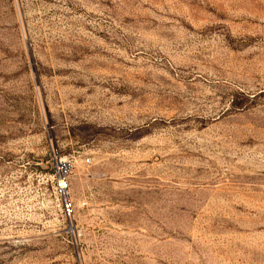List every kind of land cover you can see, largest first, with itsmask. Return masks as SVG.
<instances>
[{
	"label": "rangeland",
	"instance_id": "rangeland-1",
	"mask_svg": "<svg viewBox=\"0 0 264 264\" xmlns=\"http://www.w3.org/2000/svg\"><path fill=\"white\" fill-rule=\"evenodd\" d=\"M0 264H264V0H0Z\"/></svg>",
	"mask_w": 264,
	"mask_h": 264
},
{
	"label": "built area",
	"instance_id": "built-area-1",
	"mask_svg": "<svg viewBox=\"0 0 264 264\" xmlns=\"http://www.w3.org/2000/svg\"><path fill=\"white\" fill-rule=\"evenodd\" d=\"M63 173H65V168H63L62 170L57 171V174H56L57 175V187H58L61 195H63V191H64L65 186H66V183L64 181ZM63 208L64 209L67 208V204L65 202H63Z\"/></svg>",
	"mask_w": 264,
	"mask_h": 264
}]
</instances>
